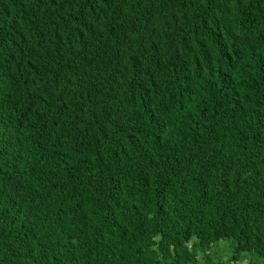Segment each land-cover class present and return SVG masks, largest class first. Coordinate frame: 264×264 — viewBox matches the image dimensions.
<instances>
[{
	"label": "trees",
	"instance_id": "trees-1",
	"mask_svg": "<svg viewBox=\"0 0 264 264\" xmlns=\"http://www.w3.org/2000/svg\"><path fill=\"white\" fill-rule=\"evenodd\" d=\"M229 262L264 264V0H0V264Z\"/></svg>",
	"mask_w": 264,
	"mask_h": 264
},
{
	"label": "rangeland",
	"instance_id": "rangeland-1",
	"mask_svg": "<svg viewBox=\"0 0 264 264\" xmlns=\"http://www.w3.org/2000/svg\"><path fill=\"white\" fill-rule=\"evenodd\" d=\"M222 246L220 245V247L218 248V256H219V259L221 260V261H225L226 262V260H227V258H226V256H225V254H224V252H226V255L228 254V255H230V253L228 252L227 253V251H228V248H226L225 249V247H222ZM215 249V248H214ZM223 250H224V252H223ZM245 261L246 260H243V262L245 263ZM237 262H239V261H237ZM243 262H241V263H239V264H243ZM226 264H233L232 262H229V263H226Z\"/></svg>",
	"mask_w": 264,
	"mask_h": 264
}]
</instances>
